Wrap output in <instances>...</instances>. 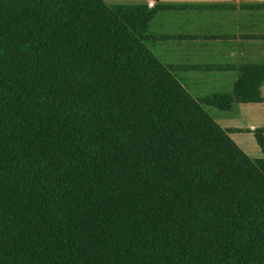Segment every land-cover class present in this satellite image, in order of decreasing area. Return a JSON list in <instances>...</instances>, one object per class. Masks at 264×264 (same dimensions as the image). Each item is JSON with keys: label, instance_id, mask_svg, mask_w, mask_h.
<instances>
[{"label": "trees", "instance_id": "1", "mask_svg": "<svg viewBox=\"0 0 264 264\" xmlns=\"http://www.w3.org/2000/svg\"><path fill=\"white\" fill-rule=\"evenodd\" d=\"M147 6L0 0V264H264L263 157L195 98Z\"/></svg>", "mask_w": 264, "mask_h": 264}, {"label": "crops", "instance_id": "2", "mask_svg": "<svg viewBox=\"0 0 264 264\" xmlns=\"http://www.w3.org/2000/svg\"><path fill=\"white\" fill-rule=\"evenodd\" d=\"M103 1L108 5L147 6L154 15L150 34L156 39L150 48L167 45L196 54L201 61L180 64V72H198L230 82L227 90L210 94L231 93L243 67L264 69V0ZM260 93V103L234 104L229 111H219L229 115L220 126L229 130L235 143L254 159L263 157L255 132L264 131V81Z\"/></svg>", "mask_w": 264, "mask_h": 264}, {"label": "rangeland", "instance_id": "3", "mask_svg": "<svg viewBox=\"0 0 264 264\" xmlns=\"http://www.w3.org/2000/svg\"><path fill=\"white\" fill-rule=\"evenodd\" d=\"M154 54L162 60L166 64H171L174 67H180V64H185L187 61L192 63H199L201 60L198 58L199 56L196 54L188 55L187 51L173 49L171 47L157 45V47H152ZM187 56H191L187 60ZM198 56V57H197ZM196 57V58H195ZM178 78L181 80L183 86L195 97V98H204L205 96L209 95L210 93L214 92L215 90L221 89H228L229 88V81H216L212 77L208 75H204L203 73L198 72H178ZM221 87H219V86ZM209 113L212 117L222 126L225 123L222 121L223 119H228L229 115L224 112H219L217 110L210 109ZM227 122V121H226ZM252 137V136H250ZM253 139V137H252ZM254 141V140H253ZM255 142V141H254ZM254 146H257L254 143ZM252 153V152H251ZM251 155V154H250ZM253 155V154H252ZM253 159L255 156H252Z\"/></svg>", "mask_w": 264, "mask_h": 264}]
</instances>
